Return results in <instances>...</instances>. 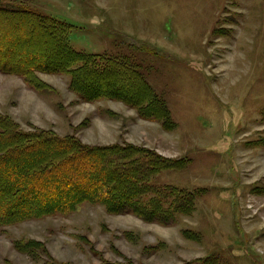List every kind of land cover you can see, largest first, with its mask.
<instances>
[{"label":"rangeland","instance_id":"374dc122","mask_svg":"<svg viewBox=\"0 0 264 264\" xmlns=\"http://www.w3.org/2000/svg\"><path fill=\"white\" fill-rule=\"evenodd\" d=\"M30 4L72 25L69 41L76 51L128 52L142 44L158 50V58H149L154 66L148 79L165 93L177 127L165 131L118 101L80 102L66 75L40 74L52 89L35 91L22 78L0 73V113L24 131L32 126L88 145L130 143L169 158L186 156L190 164L165 172L161 182L208 192L191 217L173 226L82 204L68 215L0 227V264H179L214 250L231 251L239 264H264V148L245 146L264 129L258 122L264 106V0ZM214 28L229 32L214 36ZM183 228L200 232L201 241L184 239ZM16 241H36L40 249L24 254Z\"/></svg>","mask_w":264,"mask_h":264},{"label":"trees","instance_id":"16d2710c","mask_svg":"<svg viewBox=\"0 0 264 264\" xmlns=\"http://www.w3.org/2000/svg\"><path fill=\"white\" fill-rule=\"evenodd\" d=\"M71 29L69 23L33 8L30 0H0V73L22 78L35 91L52 89L40 74L66 75L69 91L80 102L118 101L142 120L158 122L165 131L176 129L165 93L148 79L154 66L149 58H158V50L142 44L130 46L128 52L76 51L70 46ZM223 31L229 32L214 28L212 34L224 36ZM258 114L259 124H264V106ZM20 128L0 113V227L68 215L82 204L100 205L111 215L131 214L147 223L173 226L191 217L208 192L206 187L161 182L165 172L182 171L190 164L186 156L169 158L130 143L88 145L74 135ZM245 146L264 148V129ZM181 235L198 243L202 238L200 232L185 228ZM38 246L36 241L14 244L28 255ZM239 263L231 251L214 250L179 264Z\"/></svg>","mask_w":264,"mask_h":264},{"label":"bare ground","instance_id":"6f19581e","mask_svg":"<svg viewBox=\"0 0 264 264\" xmlns=\"http://www.w3.org/2000/svg\"><path fill=\"white\" fill-rule=\"evenodd\" d=\"M133 76V75H132Z\"/></svg>","mask_w":264,"mask_h":264}]
</instances>
